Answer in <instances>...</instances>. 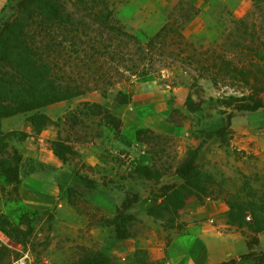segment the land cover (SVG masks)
Instances as JSON below:
<instances>
[{"label":"rangeland","instance_id":"obj_1","mask_svg":"<svg viewBox=\"0 0 264 264\" xmlns=\"http://www.w3.org/2000/svg\"><path fill=\"white\" fill-rule=\"evenodd\" d=\"M19 1L0 0V28L16 15ZM111 3L116 18L143 43L153 39L164 26L170 30L168 36L154 41L139 70L124 71L112 86L84 95L104 94L109 104L130 100L141 90L136 88L140 79L149 77L158 83L155 98L163 100V116L161 120L150 116L147 103L152 99L147 100L140 110L144 116L138 121L128 120L122 127L125 133L122 131L121 138L132 146L117 150L108 147L105 154L100 147H107L106 140L116 136L115 131L112 127V132L106 129L109 126L103 115L85 114V104H100L94 99L84 101L57 122L56 139L70 147L65 150L67 162L56 156L60 164H52V139L42 142L28 137L19 141L21 135L15 138L13 142L23 155L22 182L17 186L9 184L0 174V264H72L87 251L104 252L112 258V264H169L165 257L155 258L147 244L142 247L143 242L133 240L152 234L155 248L160 250L171 245L177 234H183L188 220L195 218L189 213L197 203L219 200L228 204L222 198L203 200L191 196L180 211L183 229L166 228L154 217L146 220L147 207L155 199L161 200L157 196L164 192L163 187L182 181L174 171L159 181L137 174L145 157L153 163L156 151L159 162L175 166L189 149L195 148L199 164L226 188L245 193L251 188L259 194L264 191V0ZM228 63L239 69L230 76L226 74ZM188 95L200 107L197 112L188 110ZM252 95L261 99L263 106L236 109L249 102ZM231 96L249 99L228 106L226 101ZM47 111L52 108L41 109L46 114ZM23 117L26 121V115ZM73 118L77 119L75 123ZM150 124L159 128L152 129ZM180 126L185 127L183 133L182 129L177 131ZM221 128L226 129L224 135L217 133ZM140 129L141 140L137 135ZM34 148L36 156L32 155ZM98 150L106 156L110 154L109 159L100 164L88 162L85 154L93 155ZM29 176L31 187L22 191L24 178ZM127 200L133 202L123 209ZM28 201L46 206L37 208ZM226 217L229 230L240 232L247 243L251 242L245 254L250 250L257 255L264 253V231L254 233L247 224L233 225L227 212ZM246 221H252L251 213ZM117 223L131 236L119 239ZM139 250L143 253L136 263ZM235 259L230 264H261L251 257Z\"/></svg>","mask_w":264,"mask_h":264},{"label":"trees","instance_id":"obj_2","mask_svg":"<svg viewBox=\"0 0 264 264\" xmlns=\"http://www.w3.org/2000/svg\"><path fill=\"white\" fill-rule=\"evenodd\" d=\"M168 30L170 28L164 26L153 39L143 43L116 18L111 0H20L16 15L0 28V174L5 180L16 186L22 182L20 165L23 155L13 140L20 135L19 141L24 140L28 133L4 131L3 118L24 114L38 133L52 124L57 126L58 121L41 112L42 108L112 86L124 75V71L139 70L148 58L154 41L168 36ZM231 65L228 63L226 69L229 76L239 70ZM144 74L147 75V72ZM246 82H249L247 78ZM245 99L249 98L231 96L226 103L231 106ZM128 101L125 98L119 102ZM85 105L86 115L89 112L103 115L106 126L112 127L116 136L121 135L123 120L111 109L103 105ZM186 105L193 112L200 109L192 95L188 96ZM261 106L262 100L252 95L249 102L236 109L254 110ZM76 120L73 118L74 123ZM225 130L221 128L217 133L224 135ZM142 131L137 132L140 140ZM147 132L154 133L151 130ZM52 142L55 155L67 162L69 158L65 150H70V147L63 140ZM198 156V150L191 148L174 166L159 162L156 151L152 165L137 168V174L147 180L159 181L172 171L182 180L178 184L165 185L164 192L157 196L161 200L155 199L147 207V213L166 228L182 229L184 223L180 221V211L191 196L203 200L222 198L229 206L227 216L233 225L243 227L247 224L254 233L264 231V191L259 194L251 188L245 193L242 189L234 192L226 188L199 164ZM132 202L125 201L123 209H128ZM248 213L252 214L250 222L246 221ZM116 235L119 239L131 236L119 223L116 224ZM248 245L251 247V242ZM142 253L141 250L137 252L136 263L140 262L139 255ZM243 257H251L264 264V253L257 255L250 250ZM112 262V258L104 252L87 251L72 264Z\"/></svg>","mask_w":264,"mask_h":264},{"label":"crops","instance_id":"obj_3","mask_svg":"<svg viewBox=\"0 0 264 264\" xmlns=\"http://www.w3.org/2000/svg\"><path fill=\"white\" fill-rule=\"evenodd\" d=\"M136 88H141L143 91H139L138 89V91L132 96V99L127 103L118 102L109 104L105 101L106 97L104 94L92 95L93 97L89 95H81L49 105L48 110H51L52 108V111H47V115H49L54 121H58L60 118L64 117L66 113L81 105L84 101L95 100L98 104L111 109L115 115L123 120L124 125L128 120L138 121L142 115L140 110L143 109L147 100L152 99L151 102L148 101L147 103L149 106L147 109L148 114L156 117L155 120H161L164 112L162 108L164 103L163 100L157 101L155 98L156 94L159 93V86L155 79L143 77L138 82V87ZM130 108L132 111H130ZM10 123H12V125H10ZM149 126H151L150 128L152 129L159 128L152 126V124ZM56 127V125L52 124L38 133L34 130L33 125L29 121L24 120L23 114H16L2 119V129L4 131H25L28 133V139L38 138V140L42 142L45 138L54 140L58 137L59 133ZM106 129H108L109 132H112L111 127H107ZM181 129L183 133L185 127H177V131H181ZM123 132L125 133V131ZM187 134L189 135V132ZM106 142L107 147L103 145L100 147L103 148L102 150L105 154H108L105 152V148L108 147L117 150L118 148H121V146H128V148L132 146L129 143L128 145L125 144L121 135H110ZM82 150L85 152L87 149ZM98 151V153L93 155L88 154V152L85 154V158L88 162L100 164L103 163L104 160L109 159L110 154L107 155V157L101 150ZM37 153V149L34 148V153L32 155L36 156ZM142 163L144 165H152V160L150 157H145ZM52 164H60V161L57 159L53 150ZM31 178L32 177L30 176L24 178L22 191H28L30 189L31 186H28V180H31ZM27 187L29 188L27 189ZM28 202L37 208H43L46 206L45 204H37V202ZM227 210L228 206L223 201L219 200L211 201L210 203H197V206L191 209L189 213V216H195V218L187 219L188 224L186 225V230H184L183 234H177L172 240L171 245L166 247L162 246L160 250L156 249L152 234L146 235L143 239H134L133 242H143L144 245L142 247H145V244H147V247L151 250L155 258L165 257L169 264H220L222 262H228L245 254L249 247L246 239L240 232L229 230L231 225L226 217ZM146 216V220H151V218H153L150 215Z\"/></svg>","mask_w":264,"mask_h":264},{"label":"built area","instance_id":"obj_4","mask_svg":"<svg viewBox=\"0 0 264 264\" xmlns=\"http://www.w3.org/2000/svg\"><path fill=\"white\" fill-rule=\"evenodd\" d=\"M164 75L166 76V73H164ZM250 218V216H248V219ZM20 264H26L25 261H22Z\"/></svg>","mask_w":264,"mask_h":264}]
</instances>
